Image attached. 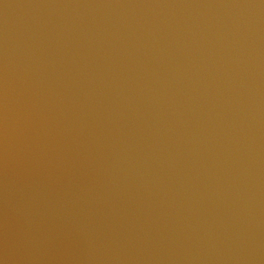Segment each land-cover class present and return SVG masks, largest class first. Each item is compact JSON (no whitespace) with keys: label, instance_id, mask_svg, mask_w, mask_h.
Returning <instances> with one entry per match:
<instances>
[{"label":"water","instance_id":"95a60500","mask_svg":"<svg viewBox=\"0 0 264 264\" xmlns=\"http://www.w3.org/2000/svg\"><path fill=\"white\" fill-rule=\"evenodd\" d=\"M0 264H264V0H0Z\"/></svg>","mask_w":264,"mask_h":264}]
</instances>
